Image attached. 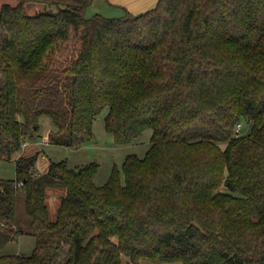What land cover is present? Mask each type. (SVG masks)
I'll return each mask as SVG.
<instances>
[{"label": "trees", "instance_id": "16d2710c", "mask_svg": "<svg viewBox=\"0 0 264 264\" xmlns=\"http://www.w3.org/2000/svg\"><path fill=\"white\" fill-rule=\"evenodd\" d=\"M26 1L0 7V159L16 163L0 176V246L20 232L21 189L36 242L0 264H264V0L119 16H86L93 0H37L61 7L31 14ZM106 107L116 142L152 134L104 183L97 160L36 173L39 150L16 157L44 116L50 142L79 148ZM51 187L65 188L54 220Z\"/></svg>", "mask_w": 264, "mask_h": 264}, {"label": "rangeland", "instance_id": "374dc122", "mask_svg": "<svg viewBox=\"0 0 264 264\" xmlns=\"http://www.w3.org/2000/svg\"><path fill=\"white\" fill-rule=\"evenodd\" d=\"M19 1L20 0H0V7L4 3L17 4ZM157 1L158 0H93L86 9V16H92L95 13H101L107 16H119L124 14L127 10L138 14L155 6ZM60 7L61 5L59 4L46 1L27 0L25 2V8L31 14L43 11L56 12ZM106 112L107 107L95 117V139L83 144L79 148L58 145L47 140L48 132L53 128V124L49 116H44L41 118L42 137H39L36 141L26 142L16 153V157L22 153H32L39 150V157L34 166L36 173L46 171L51 160L65 159L71 165L97 160L99 163V170L95 176V181L98 184L104 183L115 165L122 169L123 161L128 153L136 152L140 156L145 154L146 150L151 145L152 134V128H148L136 140L127 143H118L105 128ZM250 123L244 122V127L238 132L246 131ZM224 146L225 144H222V147ZM15 175V157L12 159H0V176L15 177ZM64 193L65 188L63 187H51L48 189L47 203L49 206V215L52 220L57 217L60 199ZM25 198V192L22 189L19 190L15 199L14 211L15 227L16 229H20V232L15 240H11L6 245L0 246V256L15 252L29 254L35 246L36 239L30 232L31 217L25 209ZM144 264L184 263L182 261L154 262L144 260Z\"/></svg>", "mask_w": 264, "mask_h": 264}, {"label": "built area", "instance_id": "2783aa9c", "mask_svg": "<svg viewBox=\"0 0 264 264\" xmlns=\"http://www.w3.org/2000/svg\"><path fill=\"white\" fill-rule=\"evenodd\" d=\"M241 129H242V124L241 123H238V125H237V131H240Z\"/></svg>", "mask_w": 264, "mask_h": 264}, {"label": "crops", "instance_id": "0c3cea01", "mask_svg": "<svg viewBox=\"0 0 264 264\" xmlns=\"http://www.w3.org/2000/svg\"><path fill=\"white\" fill-rule=\"evenodd\" d=\"M47 138H48V135H47ZM48 140V139H47ZM30 142V141H29ZM81 147V146H80Z\"/></svg>", "mask_w": 264, "mask_h": 264}]
</instances>
